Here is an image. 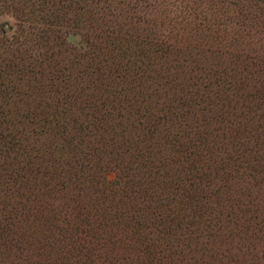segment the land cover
<instances>
[{"label":"rangeland","instance_id":"rangeland-1","mask_svg":"<svg viewBox=\"0 0 264 264\" xmlns=\"http://www.w3.org/2000/svg\"><path fill=\"white\" fill-rule=\"evenodd\" d=\"M25 2L28 3V0L24 2L0 0V51L5 53V56L18 50L33 51L37 55L36 45L39 43L36 34L41 32V29L49 27L39 23V18L35 15L37 13L34 14L36 18L29 14V4ZM94 2L80 1L79 5L84 9L77 14V17L72 15L73 12L68 14L66 27L73 24L72 19L83 20L84 38L100 34L101 39L98 44L100 48H104L107 37L118 34V38H126L127 32L136 34L140 31L137 35L145 39L164 40L173 45L172 48H178L180 53L169 54L159 66L166 68L170 65L180 66L183 73H187L179 76L182 82L178 84H182L177 88L174 85L173 89L163 81L151 87L149 93L159 92V95H153L150 100L149 107L154 108L152 113H133L132 108L126 103H122L123 112H113L107 105L111 103V98L102 95L95 97L94 102L96 101L97 105L98 102L105 103L106 106L101 108L103 113L81 111L78 109V104L71 108V113H40L47 110L35 106L36 91L27 99L25 93L18 95V98L15 97V103L9 99V104H4L3 107L0 98L2 112L0 116L6 115V119L11 122L6 126L7 132L25 133L32 141L38 140L34 148L41 152L47 145L55 144L57 151L54 152V156L62 163V168L65 161L77 159L72 151L74 146L79 147L85 155H89V158H94L93 151L97 150L96 159L105 167L108 165L107 170L113 169L112 158L115 159L117 153L123 155L130 149L135 151V148L151 150L155 167L160 169L159 173L162 175L177 168L182 170L183 166L187 167L191 164V162L185 164L186 155L189 154H192L191 157H195L196 153L200 155V160L197 161H201L203 167L209 164L210 162H204L206 155L204 147L209 150L212 147L210 143L213 142L214 148L211 150L217 155L214 156L216 161L222 158L228 165L222 177L212 186L220 188L222 192L209 208L213 212L209 215L212 227L204 226L202 221H197L190 210H179V205L173 204L174 208H177V213L171 217V228L176 225L175 235L179 238L176 247L181 245L186 249L185 260H179L181 261L179 264H197V262L199 264H264V144L259 142L256 150L251 152L256 143L253 141L249 143L243 136L250 133L264 142V105L256 109L258 100L255 102L249 97V94L253 96L255 87L264 88V0H113L114 9L110 12L104 9L106 6L104 0H94ZM141 2H145L144 5L146 3L153 5L152 10L155 9L156 12H146L148 8L143 6L140 10ZM12 7L15 9L20 7L23 12L15 13L11 10ZM138 17L145 20L142 30H139V25L136 24ZM51 28L56 27L53 25ZM163 30L167 31L168 37L160 34ZM61 31L64 33L68 31L67 34L71 35L75 30L67 27L65 30L62 28ZM75 41L78 42V38ZM80 62L82 63V59ZM23 66L25 68L26 64L24 63ZM194 76L207 78L206 81L201 80L203 86L206 83L214 84L217 79L220 80L221 85L223 84L224 87L220 88L213 85L207 92L202 91L201 84L198 86L204 98L209 95L210 99L216 102V113L208 112L205 108L209 111L212 108L199 103V100H194L195 97L191 95L189 96L191 102L188 101L191 106L187 120L175 118L174 113H167L168 108L173 105L174 91L176 90L179 95L181 90L189 85L190 77ZM37 78L40 79V76ZM77 84L79 85L77 88L82 89L83 99L85 95L92 94V87L87 82L81 81ZM24 91L23 86L21 92ZM48 96L60 100L59 95L50 93ZM105 99L107 102L104 101ZM51 101L49 98L48 103ZM161 109L164 111L161 112ZM34 116L39 119L44 117L49 122L34 124L33 122L37 121ZM163 117L171 120L162 121L157 126L152 122V125L147 127L148 118H152L157 124ZM4 127L5 125H0V130L2 131ZM33 129L36 132L32 133ZM152 129L154 132H151ZM180 134V146H175L177 140H174V137L177 135V139H180ZM213 136L216 137L212 138ZM66 138L71 140L74 146L63 151L64 147H61ZM230 144H233L235 151L230 149ZM243 152L245 155L241 159L234 158V156L238 157L237 153L241 155ZM136 153L137 151L131 152V155ZM253 155L260 162V166H256L253 162ZM123 157L124 160L129 159L128 156ZM95 167L96 165L93 164V169ZM136 167L139 170L141 165ZM145 169L140 171L141 175H144ZM99 172L98 170L97 175ZM60 173V180L65 185H62L59 192L57 189L50 193L44 191L47 194V205L44 206L50 210L54 209L55 212H61V216L67 215L69 219L70 211L77 215L89 213L92 221L98 220L103 223V228L96 235L98 241L95 243L107 244V241L111 240L116 243L101 250L100 256L107 262H113L112 258L116 261L123 258L127 259L128 263H135L134 261L140 257L142 248L134 239L138 238L135 235V229L138 227L130 220L134 211L132 213L129 211L138 212V209L145 207L153 208L158 200L166 204L171 192L170 178H165L164 183L167 187L155 188L152 195L145 198L142 204L131 205L126 201H120L119 190L115 189L111 193L101 184L95 185V189L90 191L86 186L85 191H89L87 198L83 193L78 196L72 185L74 181L70 183L64 173ZM84 184L88 185L87 180ZM121 213L125 214L123 218H119ZM138 213L144 217L142 212ZM76 221L78 223L74 221V232L78 234L66 230L65 224L53 221L51 212L42 215L41 219L38 217L34 222H21L18 235L22 237L27 232L29 236L27 237L29 242L25 246L27 247L25 255L30 257L28 260L40 262V253L36 248L48 243L45 250L48 262L65 263L61 259L75 253L71 250L73 246H77L74 242L76 243L79 238L81 243L89 241V238L81 233L90 228L81 229L79 223L82 220ZM155 221L157 219L154 217L152 223ZM157 226L158 222L155 223V228L150 225L145 231L141 230V234L159 240L163 249V233L160 231L164 227ZM211 234L217 236L209 237L208 235Z\"/></svg>","mask_w":264,"mask_h":264},{"label":"trees","instance_id":"trees-1","mask_svg":"<svg viewBox=\"0 0 264 264\" xmlns=\"http://www.w3.org/2000/svg\"><path fill=\"white\" fill-rule=\"evenodd\" d=\"M19 1L24 2L25 0ZM80 1L82 2V0H28V3L25 2L27 5L29 4V14L34 16L37 13L35 15L39 18V23L49 27L41 29V32L36 34L39 43L36 45L37 55L33 51L20 52L18 50L5 56V53L0 51V98L3 103L1 106L9 104V99H12V103H15V97L21 96L22 93H25L26 99L30 98L36 91L35 106L47 110L40 113H71V108L77 104L78 109L81 111L103 113L101 108L106 106L105 103L98 102L97 105V102H94L95 97L99 95L111 98V103L107 105L113 112H123L124 106H122V103H126L132 108L131 112L133 113H152L154 108H150L149 103L152 96L159 95V92L149 93L151 87H155L158 83L164 81L170 87L173 88L176 85L177 88L182 84H178V82H182L179 76L181 74L187 75V73H183L180 66L170 65L167 68L159 66V63L164 62L169 54H179V49L172 48L173 45L164 40L145 39L138 36L137 33L140 31L136 34L127 32L126 38H118V34H113L104 41V48H100L98 46L101 39L100 34L89 36L87 39L84 38L85 24L81 19L79 21L72 19V21L74 20L73 24L67 26L75 30L73 34H67L68 31L64 33L61 29L65 30L67 28V15L73 12L72 15L77 17V14L84 9L83 6L80 7ZM112 1L104 0L105 10L110 12L114 9L112 8L114 4ZM144 3L141 2L140 10L143 6L148 8L146 12H156L155 9L152 10L153 5L148 3L144 5ZM11 10L15 13L23 12L20 7L18 9L12 7ZM144 23V19L137 18L136 24L139 25V30H142ZM53 25L56 28H51ZM166 32V30H163L160 34L168 37ZM76 38H78V42L75 41ZM81 59L82 63L80 62ZM24 63L26 64L25 68ZM158 66L159 69H157ZM42 70L45 72H42ZM177 70H180V72ZM190 72H193L192 68ZM37 76H40V79ZM206 79L199 76L190 77L189 85L180 92L182 95H177L175 90V98L172 99L173 105L168 110L166 109L167 113H174L175 118L187 120L188 110L191 106L188 101L191 102V99H189L191 95L195 97L194 100H199V103L209 106V108H212L211 111L214 110L211 112L208 108H205L208 112L216 113V102L211 100L209 95L204 98L200 94L198 86L201 84V89L203 88L202 91L204 92H207L213 85L216 88L224 86L220 84L219 79L215 80L214 84L206 83L203 86L201 80L206 81ZM81 81L87 82L93 90L91 95H85V99H83L82 89L77 88L79 86L77 82ZM23 86L25 91L21 92ZM222 89L224 91V88ZM209 92L212 91L209 90ZM50 93L59 95L60 100L49 97L48 94ZM249 97L254 99L255 102L258 100L259 104H256V109H259L264 105V88L262 86L255 87L253 96L249 94ZM49 98L52 100L51 103H48ZM55 99L56 101H54ZM163 111L164 109H161V112ZM0 113L2 112L0 111ZM34 118L37 121L33 123L37 125L48 124L49 122L44 117L39 119V117L34 116ZM170 120V118L163 117L156 124L152 121V118H148L147 127H150L152 122L157 126L162 121L167 122ZM10 123L6 119V115L0 116V125H5V129L0 130V264H50L45 253L48 243L43 244L41 248H36L37 252L40 253V262H32L28 260L30 257L25 255L27 249L25 246L29 242L27 232L22 237L18 235L21 222H34L38 217L41 219L42 215H47L50 212L53 221L65 224L66 230H70L72 233L78 234V232H74V229L75 222L78 223L76 220L79 219L82 220L79 223L81 229L90 228L88 231L81 233L85 234L89 241L81 243L79 238L76 243L74 242L77 246H73L71 250L75 253L72 256L63 257L61 260H64L65 263L61 264H179L181 262L179 260H185L186 249L181 245L180 248L176 247L179 244V238L175 235L176 225L171 228V217L177 213V208H174L175 205L173 204H178L179 210H190L191 215L197 218V221H202L204 226L212 227L209 215H212L213 212L209 208L222 192L220 188H213L212 186L217 179L219 180L222 177V173L228 166L226 160L222 158L218 162L216 161L214 156L217 155H214L215 153H212L211 150V148H214L213 142L210 143L212 147L209 150L204 147L206 149L204 162H210L209 164H205L203 167L201 161H197L200 160V155L196 153L195 157H191L192 154H189L186 155L185 161L186 165V162H191L187 165L188 168L183 166L182 170L177 168L173 172L168 173L167 171L164 176V174L159 173L160 169L155 167L151 150H136L135 148V151L130 149V151L124 152L123 155L117 153L115 159L112 158L113 169L107 170L108 165L105 167L99 163L100 160L96 159L98 158L97 150L93 151L94 158H89V155H85L79 147H75L73 142L66 138L61 148L64 147L63 151H67L74 146L72 151L77 159L65 161L64 168H66L64 169L62 163L54 156V152L57 151L55 144L47 145L41 152L34 148L35 144L39 142L38 140L32 141L30 136L25 133L12 134L7 132L6 126H9ZM31 132L34 133L36 130L33 129ZM151 132H154V129ZM243 133H245L244 130ZM249 134L243 136L249 143L251 141L256 143L251 150L252 152L254 149L256 150L259 142L262 144L264 142L255 135ZM214 137L216 136L212 138ZM177 138L176 135L174 140H177V143L174 144L180 146L181 134L180 139ZM230 149L235 151L233 144H230ZM136 151L135 155H131V152L135 153ZM237 154L238 157L234 156V158H237L236 160L241 159L245 152L241 155L240 153ZM123 156H128L129 159L124 160ZM72 158H74L73 155ZM253 162L256 166H260V162L255 156ZM92 163L96 165L95 169H93ZM138 165H141L139 170L136 167ZM160 168L163 167L160 166ZM144 169L146 172L141 175L140 171ZM250 169H253V167H250ZM98 170L100 171L99 175H97ZM60 172L64 173L69 182L74 181V183H70H72L78 196L83 193L84 197L87 198L90 189H95V185L101 184L103 188H108L111 193L115 189L119 190L120 201H126L131 205L142 204L146 200L145 198L152 195L155 188L167 187L164 181L166 177L170 178L169 188L171 192L166 204L158 200L156 201L157 205L153 208L138 209V212H142L144 217H141L135 210L129 211L131 213L134 211L130 220L138 227L137 230L135 229V235L138 238H133L138 246L142 248L139 259L134 261L132 258L135 263L130 261L128 263L127 259L123 258L118 259V261L112 258L114 263L107 262L100 256L101 250H105L108 246H114L116 243L113 240L107 241V244L97 245L95 243L98 241L96 235L103 228V223L98 222V220L97 222L92 221L89 213L84 212L77 215L70 211L69 219L67 215L61 216V212H55L54 209L50 210L44 206L47 205V194L44 191L50 193L57 189V192H59L62 185H65L60 180ZM85 180H87L88 185L84 184ZM86 186L89 187V191H85ZM129 212H126V214ZM80 215H83V217L79 218ZM124 215L121 213L119 218H123ZM154 217L157 219L155 223L158 222L157 227H164L160 231L163 233V249L159 244V240H153L141 234V230L145 231L150 225L155 228V223H152ZM116 224L118 225V223ZM144 235L148 236L146 233ZM208 236L217 235L211 234ZM60 243L63 244L64 242L60 241ZM197 264L199 263L197 262Z\"/></svg>","mask_w":264,"mask_h":264}]
</instances>
